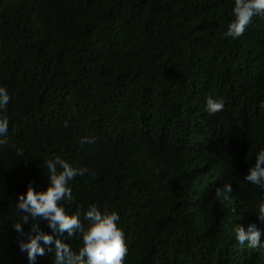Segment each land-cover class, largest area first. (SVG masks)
Masks as SVG:
<instances>
[{
	"label": "trees",
	"instance_id": "1",
	"mask_svg": "<svg viewBox=\"0 0 264 264\" xmlns=\"http://www.w3.org/2000/svg\"><path fill=\"white\" fill-rule=\"evenodd\" d=\"M232 4L0 0V87L10 96L0 264H27L12 228L16 196L29 181L46 188L52 154L85 170L61 202L68 213L86 226L92 203L118 212L124 264H264V248L238 245L233 231L249 222L264 231V191L243 179L264 147V15L225 37ZM208 96L224 109L209 115ZM226 183L229 199L217 200ZM65 241L81 246L75 233ZM36 264H52V253Z\"/></svg>",
	"mask_w": 264,
	"mask_h": 264
},
{
	"label": "clouds",
	"instance_id": "2",
	"mask_svg": "<svg viewBox=\"0 0 264 264\" xmlns=\"http://www.w3.org/2000/svg\"><path fill=\"white\" fill-rule=\"evenodd\" d=\"M232 19L227 24L223 35L232 39L241 36L254 16L264 15V0H233ZM10 96L4 87H0V144L6 142L9 129V117L5 114ZM224 109L223 97L208 96L204 110L209 114ZM94 137L82 136L78 143L92 144ZM47 170V186L44 190H35L32 181L25 186V191L17 193L15 208L20 215V222H14L13 230L17 234L16 246L23 253L27 264H36L37 257L52 253V264H124L128 249L123 229L119 226L120 216L117 211L102 210L97 204L88 205L83 213L87 225L80 219V211L68 213L61 202L74 199L70 181L82 175L84 169L74 167L67 160L52 154L43 162ZM243 179L264 191V147L255 154L254 163L249 167ZM232 192L230 184L217 187L214 196L217 200H228ZM37 218L45 221L47 232L42 231ZM256 220L264 223V199L256 207ZM23 225H29L25 231ZM235 242L248 248H264L261 236L264 231L257 223L236 224L233 229ZM77 234L81 246L75 250L65 241V235Z\"/></svg>",
	"mask_w": 264,
	"mask_h": 264
}]
</instances>
